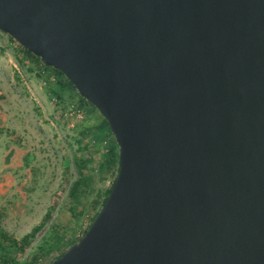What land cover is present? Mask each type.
I'll return each mask as SVG.
<instances>
[{"label": "water", "instance_id": "obj_1", "mask_svg": "<svg viewBox=\"0 0 264 264\" xmlns=\"http://www.w3.org/2000/svg\"><path fill=\"white\" fill-rule=\"evenodd\" d=\"M0 32L118 145L99 213L49 264H264V0H0Z\"/></svg>", "mask_w": 264, "mask_h": 264}, {"label": "rangeland", "instance_id": "obj_2", "mask_svg": "<svg viewBox=\"0 0 264 264\" xmlns=\"http://www.w3.org/2000/svg\"><path fill=\"white\" fill-rule=\"evenodd\" d=\"M21 48L0 32V170L12 163V176L1 179L0 222L19 241L50 214L27 246L10 253L19 263L49 264L79 241L99 213L118 173V145L98 110L90 103L84 109L86 100L75 89L60 88L58 71ZM30 81L44 101L29 97ZM5 145L17 146L18 155L5 159ZM109 148L110 170L102 163ZM3 259L0 250V264Z\"/></svg>", "mask_w": 264, "mask_h": 264}, {"label": "trees", "instance_id": "obj_3", "mask_svg": "<svg viewBox=\"0 0 264 264\" xmlns=\"http://www.w3.org/2000/svg\"><path fill=\"white\" fill-rule=\"evenodd\" d=\"M21 50H22L23 53H25L28 56H34L32 53L23 50V48H21ZM57 73H58V76H59V79H58L59 83L58 84H59L60 88L63 89V90L66 88V89H69L71 92H74L75 90H74L73 86L71 85V83L68 82L66 79H65L66 82L64 81L63 74H61L60 72H57ZM56 95L59 98V100L61 101L62 100V96L60 94H56ZM80 100H83V99H80ZM83 104L85 105L84 109H85V107L87 108L88 106H90V104L88 102H86V101H84ZM103 125L108 128V125H107L105 120H104V124ZM86 137H88V136H86ZM99 141H100V139H99ZM108 151H109V153H108L107 157L104 158L102 163H103V167L104 168L107 167V169L110 170L111 169V165L113 163L114 150H113V148H109ZM113 184H112V186H113ZM110 191H111V189L109 190V193H110ZM105 200L106 199L103 200L102 205L104 204ZM45 217L46 218H44L43 222L39 226L34 227L31 230V232H29L28 234L24 235L22 237V239L19 240V241L14 239L12 236H9V234H7V232H5L2 229L1 222H0V250L4 254V259H3L4 264H8L9 261H11L12 264H37L36 263V259H34V260L33 259L32 260L29 259L25 263H19L13 257H10V255H11L10 253L13 251V249L16 252H19V251H21L23 249V247L27 246L30 243L31 239L34 238V236L36 235V233L38 232L40 227L43 225V223L46 221V219H48L50 217V214H47ZM0 220H1V216H0ZM62 255H60V256H62Z\"/></svg>", "mask_w": 264, "mask_h": 264}, {"label": "crops", "instance_id": "obj_4", "mask_svg": "<svg viewBox=\"0 0 264 264\" xmlns=\"http://www.w3.org/2000/svg\"><path fill=\"white\" fill-rule=\"evenodd\" d=\"M3 64V60L2 59H0V65H2ZM11 64H13V66L14 67H16V65H15V63H14V61H11ZM23 74L27 77V74L25 73V72H23ZM27 79H29L30 80V77L28 76V78ZM28 82V80H26V83ZM28 86H31L32 87V90H33V93H34V96H30L29 95V97L30 98H33L34 100H36L37 102H42V101H44V94H43V92L42 91H40L38 88H37V86L35 85V88L33 87L34 86V83H32V81H30V85H28ZM8 97H10V100H12L11 102H13L14 104H15V97L12 95V94H9V96ZM5 147L6 148H8V147H10V149H7L6 151H5V159H7L8 158V156H9V154L10 155H18V151H19V148L17 147V146H13V145H5ZM20 167V166H19ZM12 170V163L11 164H9V165H5L4 166V169H2V170H0V186H1V189L2 190H4L5 189V191H6V188H5V184L4 183H1V179H5V178H8V177H11L12 175V172H8V171H11ZM1 171H2V174H1ZM10 187L9 188H12V184L11 185H9Z\"/></svg>", "mask_w": 264, "mask_h": 264}]
</instances>
